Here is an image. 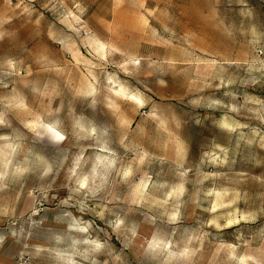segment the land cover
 Instances as JSON below:
<instances>
[{"label": "rangeland", "instance_id": "374dc122", "mask_svg": "<svg viewBox=\"0 0 264 264\" xmlns=\"http://www.w3.org/2000/svg\"><path fill=\"white\" fill-rule=\"evenodd\" d=\"M0 264H264V0H0Z\"/></svg>", "mask_w": 264, "mask_h": 264}, {"label": "built area", "instance_id": "2783aa9c", "mask_svg": "<svg viewBox=\"0 0 264 264\" xmlns=\"http://www.w3.org/2000/svg\"><path fill=\"white\" fill-rule=\"evenodd\" d=\"M260 52V51H259ZM261 53V52H260Z\"/></svg>", "mask_w": 264, "mask_h": 264}]
</instances>
